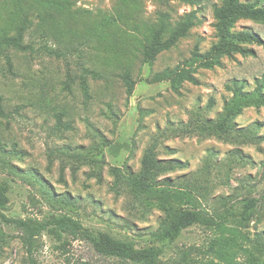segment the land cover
I'll list each match as a JSON object with an SVG mask.
<instances>
[{
	"label": "rangeland",
	"instance_id": "1",
	"mask_svg": "<svg viewBox=\"0 0 264 264\" xmlns=\"http://www.w3.org/2000/svg\"><path fill=\"white\" fill-rule=\"evenodd\" d=\"M213 4L221 5V0H175L169 6L156 0H0V39L24 13L31 25L23 42L36 50L0 54L1 159L28 179H41L52 197L69 198L73 205L56 204L59 212L137 247L156 246L170 261L178 249L205 247L213 231L193 225L174 242H154L152 233L165 217L159 203L127 187L118 194L110 189L115 171L139 173L144 150L158 137L159 159L186 163L159 176V185L180 186L202 173L209 179L210 209L219 206V196L259 199L256 223L245 232L264 238V107L246 108L234 119L243 129L258 124L249 143L215 136L174 137L171 131L198 109L214 118L231 97L225 85L232 79L245 80L246 89L252 90L255 80L264 76V45L255 44L248 45L252 56H222L218 66L197 68L192 75L198 84L183 81L173 87L163 75L195 48L205 52L217 42ZM162 12L173 18L193 13L197 24L153 62H144L142 48L152 40V23ZM234 30L257 33L264 41L262 21L239 19ZM124 73L129 85L121 78ZM210 99L213 105L207 109ZM163 132L165 137H159ZM91 152L98 155L96 162L75 156L92 157ZM0 177H7L12 186L7 215L42 219L55 211L43 202L37 187L7 174V167H0ZM2 228L12 237L0 248V264H22L24 249L16 232ZM41 242L38 264H134L102 256L84 240L68 242L65 250L45 234ZM192 257L197 264L207 260L196 253Z\"/></svg>",
	"mask_w": 264,
	"mask_h": 264
},
{
	"label": "trees",
	"instance_id": "2",
	"mask_svg": "<svg viewBox=\"0 0 264 264\" xmlns=\"http://www.w3.org/2000/svg\"><path fill=\"white\" fill-rule=\"evenodd\" d=\"M160 5L169 6L175 0H156ZM188 4H201L202 0H180ZM214 27L217 42L209 50L200 52L195 48L191 56L179 64L175 69L163 72L171 80L173 87L183 81L198 84L192 75L197 68H212L220 64V57L252 56L254 51L248 45H264V41L257 33L234 30V25L239 19H250L264 22V2L252 0H221V5H212ZM196 16L186 13L173 18L169 13L158 14L152 23L153 37L149 44L142 48L144 62H153L162 51L169 50L185 37L189 30L196 24ZM31 25L27 14H20L12 23L8 35L0 39V54L8 50L22 53H32L36 50L31 44L23 42L24 33ZM168 33V36H165ZM55 53L54 51H48ZM89 74H94L89 71ZM126 85L130 84L128 73L122 75ZM245 80L232 79L225 85L231 97L225 100L221 112L214 118L207 117L200 109L193 111L188 122L171 128L174 137L197 135L200 137L215 136L224 141L243 139L244 143L254 140L255 133L252 129L258 127L255 123L247 129L239 128L234 122L236 116L249 107H264V76L255 80L252 90L246 89ZM213 100L207 103L211 108ZM70 126V125H69ZM70 127H67V129ZM165 132L159 137L164 138ZM159 139L152 140L143 152L139 173L122 174L115 171L114 181L110 187L116 194L127 187L140 198H150L159 203L165 211V217L160 226L152 233L154 242H174L183 230L193 225H200L213 231V235L203 248L192 247L178 249L170 261L162 258V249L156 246L137 247L131 240L119 239L104 231H93L84 227L79 219L68 212H59L57 205L62 208L73 205L69 198L56 199L45 188L41 179L28 177L17 173L10 168L8 162L1 159L0 167H7V174L21 176L32 188H38L43 202L55 211H49L42 219L33 217L19 218L5 213L10 203L12 186L7 177H0V225L7 226L16 232V237L24 249L22 264H38L37 253L42 246L41 238L45 234L53 239L65 250V246L72 240L89 242L93 249L102 256L113 257L134 264H197L192 257L193 253L207 258L203 264H264V238L254 232L249 236L245 229L256 223L257 211L260 201L257 198L232 199L230 196L218 197L219 206L210 209L207 205L209 179L200 174L198 178L184 181L180 186L159 185L156 181L159 176L175 168L186 167L185 162L179 160L164 161L158 158ZM65 154L64 151H60ZM80 153V160L96 162L98 155ZM208 165V163H207ZM178 202L179 206L174 203ZM0 227V248L12 235L7 234ZM170 262V263H169Z\"/></svg>",
	"mask_w": 264,
	"mask_h": 264
}]
</instances>
